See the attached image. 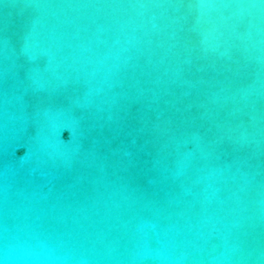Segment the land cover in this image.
Here are the masks:
<instances>
[{
	"label": "water",
	"instance_id": "water-1",
	"mask_svg": "<svg viewBox=\"0 0 264 264\" xmlns=\"http://www.w3.org/2000/svg\"><path fill=\"white\" fill-rule=\"evenodd\" d=\"M0 264H264V0H0Z\"/></svg>",
	"mask_w": 264,
	"mask_h": 264
}]
</instances>
